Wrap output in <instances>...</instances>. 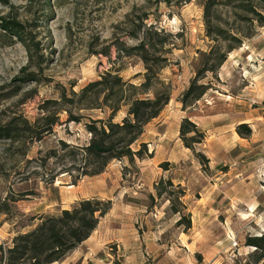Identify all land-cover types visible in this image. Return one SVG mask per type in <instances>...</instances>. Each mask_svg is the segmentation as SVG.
Here are the masks:
<instances>
[{
  "label": "rangeland",
  "instance_id": "1",
  "mask_svg": "<svg viewBox=\"0 0 264 264\" xmlns=\"http://www.w3.org/2000/svg\"><path fill=\"white\" fill-rule=\"evenodd\" d=\"M7 1L0 3V247H12L14 238L35 229L41 218L98 199L111 201L112 208L91 235L96 243L81 244L54 264H178V259L264 264V259L256 263L264 245L261 250L247 245L264 237V26L256 15L264 17V3ZM146 31L153 49L128 56ZM236 33L250 38L243 37L241 46L227 54ZM212 49L218 53L210 54ZM216 54H227L226 61L203 75L198 85L209 90L184 109V94L200 69L216 63ZM152 73V90L145 97L168 89L171 99L132 147L137 152L145 144L151 158L143 154L134 164L112 160L103 173L83 175L85 163L76 149L90 142L85 125L106 119L117 104L110 83L118 76L139 87ZM107 74L108 84L82 97L84 88ZM118 105L115 123L128 113L123 101ZM180 117L205 133L195 152L180 139ZM161 180L174 184L167 192L185 193L184 215L192 221L187 233L176 226L180 215L171 211L169 196L157 195ZM152 228L164 234L162 247L151 251L143 239ZM123 231L142 237L138 256L143 253V261L128 260L132 250L119 242L99 244Z\"/></svg>",
  "mask_w": 264,
  "mask_h": 264
},
{
  "label": "trees",
  "instance_id": "2",
  "mask_svg": "<svg viewBox=\"0 0 264 264\" xmlns=\"http://www.w3.org/2000/svg\"><path fill=\"white\" fill-rule=\"evenodd\" d=\"M264 3V0H260ZM7 0H0L2 4H8ZM210 6H207V16L209 15ZM259 17L258 23L264 26V17L260 13H256ZM206 16V18H207ZM207 35L213 37L209 23L206 21ZM7 29L13 28V24H8ZM220 32V31H219ZM149 31H146L144 39L139 43V46L127 50L128 56L132 52L148 53V49H153ZM219 34H222L221 32ZM250 38L244 36L242 33H236V36L231 38L235 45L226 47L225 53H230L239 48L242 43V38ZM150 38V39H149ZM229 42L230 39H225ZM228 40V41H227ZM217 48V47H216ZM218 53L215 49L210 51V54ZM227 54L217 55V61L211 67L207 68L205 65L197 73V76L192 81L190 87L182 98L184 109L190 107L195 102L199 101L209 90L208 86L198 85V82L203 78L207 72H214L221 67L227 59ZM146 62L148 58L142 57ZM150 69V73H151ZM146 76L145 82L139 87L127 84L116 76L114 81L110 83V92L119 98L116 105L110 108V115L106 119H99L90 121L85 125L87 131L91 134V139L86 147L77 148L76 150L82 154L84 160L83 175L96 176L104 172L107 165L112 160H123L127 158L131 164L135 163V157L142 158L143 154H147V146L141 145V149L137 152L133 151L132 147L135 145L140 137L144 134L145 127L158 118L165 107L170 102V93L168 89L160 92H153V97H145L150 94L152 90V80L154 75L152 73ZM110 74L102 77L100 81L91 83L82 90V97H86L89 92L97 90L105 86L107 78ZM100 91L95 93V98H98ZM130 93V95L123 99V95ZM123 101L128 107L127 116L120 122L115 123L114 119L120 110L118 102ZM72 121L80 123V119H73ZM245 126V125H243ZM242 135L241 132H239ZM205 133L198 128L189 118H184L180 126V139L187 149L195 152V146L202 144L205 140ZM196 156L201 157L205 164L209 161L200 153ZM169 166L165 163L163 167ZM174 188L171 181H163L156 186L158 197L163 194L169 196L168 200L171 203V211L175 215H180L179 221L176 223L178 228L183 227L184 232L187 233L192 229L191 216L184 215L186 207L181 202V198L185 196L182 190L166 191V188ZM179 186H177L178 188ZM177 195V196H176ZM153 198V197H151ZM112 208L111 201L102 200H86L81 202L72 211H63L59 216L41 218V224L35 229L18 235L13 240V246L8 249L0 247V264H54L61 262L73 250L78 248L82 243L88 240L94 233L100 219L104 217ZM248 246H254L261 250L264 245V237H253L248 243ZM256 263H260L264 259V252L258 254Z\"/></svg>",
  "mask_w": 264,
  "mask_h": 264
},
{
  "label": "crops",
  "instance_id": "3",
  "mask_svg": "<svg viewBox=\"0 0 264 264\" xmlns=\"http://www.w3.org/2000/svg\"><path fill=\"white\" fill-rule=\"evenodd\" d=\"M180 118L182 119L184 117H180ZM154 216L157 217V215H154ZM144 234L146 235V238L143 239V242H144V240L147 241L148 248H150L151 251H152V249H154V250L156 249L157 250L159 247H162V245H160L161 243H159V240H160V237H162L164 233L159 228H156L154 230L152 228L148 232H146V233L144 232ZM182 235L185 236V238H188L187 234H182ZM181 240H182V238H181V236H179V240L178 241H181ZM102 242L103 243L100 242L99 244H112V243H115V242H117V243L119 242V244L121 243L120 246L123 247V249H126V250L129 249V250H132V251L136 250L135 253L132 252V251L126 253L127 254L126 258L128 260H133V259L134 260L136 259L137 261H139V260L143 261L144 260V254L143 253L141 254V257L138 256L139 248L142 245V243H141L142 242V237L140 235L138 236V232L137 231H130L128 235L125 234V232H124L123 236L114 235L113 237L109 238L107 241L105 240V241H102ZM92 243H96V242L93 241V237H90L88 240H86L84 243H82L81 246H87L88 244H92ZM158 243H159V246H158ZM100 246H102V245H100ZM182 246L185 247L184 245H182ZM187 248H189V247H187ZM101 250L102 249H97L98 252H101ZM133 253H134V257H133ZM160 255H162V253ZM182 261H184V260L178 259L177 262H178V264L179 263L183 264V263H181ZM138 263L139 262H137V264ZM190 264H193V263H190Z\"/></svg>",
  "mask_w": 264,
  "mask_h": 264
}]
</instances>
